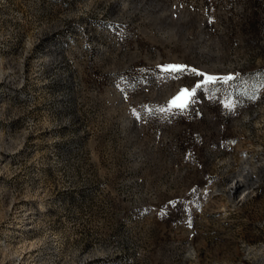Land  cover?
I'll use <instances>...</instances> for the list:
<instances>
[{
  "label": "rangeland",
  "instance_id": "1",
  "mask_svg": "<svg viewBox=\"0 0 264 264\" xmlns=\"http://www.w3.org/2000/svg\"><path fill=\"white\" fill-rule=\"evenodd\" d=\"M0 264H264V0H0Z\"/></svg>",
  "mask_w": 264,
  "mask_h": 264
},
{
  "label": "bare ground",
  "instance_id": "2",
  "mask_svg": "<svg viewBox=\"0 0 264 264\" xmlns=\"http://www.w3.org/2000/svg\"><path fill=\"white\" fill-rule=\"evenodd\" d=\"M241 186H243V183L240 181V182L237 184V188H240Z\"/></svg>",
  "mask_w": 264,
  "mask_h": 264
},
{
  "label": "snow or ice",
  "instance_id": "3",
  "mask_svg": "<svg viewBox=\"0 0 264 264\" xmlns=\"http://www.w3.org/2000/svg\"><path fill=\"white\" fill-rule=\"evenodd\" d=\"M169 67L178 68L180 66H169ZM184 91H187V90L185 89Z\"/></svg>",
  "mask_w": 264,
  "mask_h": 264
}]
</instances>
